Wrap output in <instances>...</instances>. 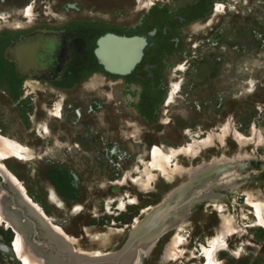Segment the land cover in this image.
Wrapping results in <instances>:
<instances>
[{
	"label": "rangeland",
	"instance_id": "obj_1",
	"mask_svg": "<svg viewBox=\"0 0 264 264\" xmlns=\"http://www.w3.org/2000/svg\"><path fill=\"white\" fill-rule=\"evenodd\" d=\"M0 16V133L29 148L24 160L0 159V190L33 224L32 239L57 251L17 204L15 179L81 250L118 257L136 249L135 264H206L197 244L223 232L215 264H264V227L250 226L247 202L264 196V0H0ZM57 30L74 55L50 47ZM107 34L137 40L132 65L111 72L99 61ZM58 54V73H38ZM172 82L180 90L166 103ZM209 133L215 142L203 145ZM189 143L165 172L150 167L156 147ZM120 197L137 203L121 212ZM224 217L232 226L223 231ZM15 240L0 221V264H23Z\"/></svg>",
	"mask_w": 264,
	"mask_h": 264
},
{
	"label": "bare ground",
	"instance_id": "obj_2",
	"mask_svg": "<svg viewBox=\"0 0 264 264\" xmlns=\"http://www.w3.org/2000/svg\"><path fill=\"white\" fill-rule=\"evenodd\" d=\"M147 1L152 2V0H139V3L144 4ZM221 7L222 5H217L215 10L219 11L221 10ZM27 14H31V5L27 6ZM126 60H128V58H126ZM176 68L178 70H183L184 66L182 64H179L176 66ZM179 90H180L179 83L172 82L166 103L171 102L175 94H177ZM54 110H55L54 112L55 116L60 118L62 116V106L60 102L55 103ZM227 131H229V128L228 126H225L223 133ZM234 133H236L237 135ZM234 133L233 134L234 136L236 135L237 140L239 142L242 141L243 135L237 133L236 131ZM214 142H215L214 135L211 133H209L206 141H202L203 145L211 144ZM192 146H193L192 143H189L187 146H182L178 149H171V151L168 153H164L161 147L158 146L153 150V154L156 158V161L151 162L150 167L152 169H158L161 170L162 172H165L167 168V164L171 161V159H173L172 157L178 155L181 152H190L189 148H191ZM0 148L2 150L0 151V159H8L10 157H16L18 159L24 160L27 158L29 151V148L27 146H24L21 143L17 142L16 140H13L5 135H2L1 133H0ZM0 167H3L2 163H0ZM153 176H154L153 172L150 171L148 173V179L152 178ZM8 179L10 178L8 177L7 180ZM10 189L15 193L17 204L22 205L25 208L27 215L30 216L32 219H34L37 228H39L38 231L39 236L44 238L48 243H50L53 247L57 249L56 251L48 247H44L45 245L44 242H38L32 239L31 234L32 231H34L33 224L30 223L28 220L23 219V217L20 216V212L18 211V209H14V208L12 209L10 207L12 205L11 203H9V199L5 196L6 193L3 190H0V221L5 222L15 231L16 233L15 251L19 260L23 264H105L104 262L107 260H110L112 262L111 264L136 263V262L134 263L137 254L136 249H132L130 253H128L127 255L125 254L126 256L124 255V253H122V255L117 257L116 252L114 251L90 253L75 247L73 244V239H71L70 236L67 235V233L62 229V227H60L59 225H55L51 222L50 217L45 213L43 208L38 203L34 202L27 195L25 187L21 184V182L18 179L12 180V182L10 183ZM249 195L247 196V202H249L253 207L252 213L256 218L255 220L252 221L250 226L264 227V196L263 197L254 196L253 198L255 199L252 200L250 199ZM50 198L53 199L54 198L53 195H50ZM127 202L131 204H136L137 198L129 197L126 200L125 198L120 197L117 203V209L123 212L128 206ZM106 206L108 208L110 207V201L107 202ZM80 209L81 207L79 205L75 206V210H77L78 212L80 211ZM165 213L166 212H163V214H160L159 216L154 218V220L155 221L158 220ZM171 218L172 219L170 222L172 223V220L175 219L176 216L171 215ZM222 220H223L221 223L223 227L222 230L223 231L229 230L232 226V222L230 221V218L224 217ZM147 224L148 221L145 222L144 225H142L141 229L143 230L147 229L148 228ZM145 225H147L146 228H144ZM163 225L164 227L168 226V224H162L160 225V227H158V229L152 230L148 238L140 240L139 243L140 249L146 246L148 247V244L152 242L156 238V236L162 232L160 229H162ZM159 230L160 232H158ZM138 235L136 233H132V237ZM223 237H224L223 232L217 233L216 235L209 236L204 241L205 243L206 242L209 243L210 244L209 246H206L207 244L202 242H199L197 244V250L199 252L198 256L204 258L206 264L217 263V259L213 252L214 251L213 249L215 247L214 244L216 245L218 241L220 240L222 241ZM181 239L182 238H180L179 236H175L173 238L174 244H182L183 240L181 242ZM174 244L172 246H167V248L165 249V254L167 256L168 254L174 252ZM58 251L65 254L68 257V263L67 261H65L63 256L60 255V253H58Z\"/></svg>",
	"mask_w": 264,
	"mask_h": 264
},
{
	"label": "water",
	"instance_id": "obj_3",
	"mask_svg": "<svg viewBox=\"0 0 264 264\" xmlns=\"http://www.w3.org/2000/svg\"><path fill=\"white\" fill-rule=\"evenodd\" d=\"M113 38H116V39L120 40L121 42H119L118 44H115V42H113ZM104 39H112V44H109L111 46L108 50L110 51V59L113 62L114 69H115L114 71H116V72L121 71V70L129 67L130 65H132V63L136 60L137 50H138V42L135 38L118 37L116 35L107 34L99 40L100 47L102 46V44H104V47H106L108 45V43H107L108 40L106 43H104V41H103ZM114 50H115V53H114ZM117 53H119V54H117ZM118 58H119L120 64L116 61ZM126 58H128V60H126ZM112 62H111V64H112ZM117 63L119 64V66H116ZM132 242L133 241L130 240V242H128V245L134 246V244ZM124 245H127V244H124ZM124 245L122 247H125ZM124 249H127V246Z\"/></svg>",
	"mask_w": 264,
	"mask_h": 264
},
{
	"label": "crops",
	"instance_id": "obj_4",
	"mask_svg": "<svg viewBox=\"0 0 264 264\" xmlns=\"http://www.w3.org/2000/svg\"><path fill=\"white\" fill-rule=\"evenodd\" d=\"M112 35H114V34H112ZM105 36V35H104ZM104 36H101L99 39H98V47H97V49H96V51H95V53H96V56H97V58L99 59V61L107 68V70H109V71H111V72H115L114 70V65H113V62L111 61V59H110V51L108 50L109 48H110V46L111 45H109V44H112V39H104L103 41H104V43H106L107 42V40H108V45L106 46V47H104V44H102V46L100 47V42H99V40L102 38V37H104ZM117 36V35H116ZM118 37H120V36H118ZM54 38H55V40H54ZM46 40V36H43L42 37V40ZM50 39H51V43L49 44L50 45V47H52L53 46V44L55 43V44H58V43H60V47L62 46V48H66L67 50H68V52H70L71 51V53L73 52V55H74V53H75V50H74V47H71V46H69V44H68V42H70L71 41V39L68 37V35L67 34H62L61 33V31H59V30H57V31H55L54 32V34H50ZM117 41H119L118 39H116V38H114L113 39V42H115V44L116 43H118ZM40 42V44H39V46H43L45 43H43V42H41V40L39 41ZM48 45V44H47ZM71 47V48H70ZM100 48V49H99ZM114 48V47H113ZM114 53H115V50H114ZM40 54H42L43 55V52H40L39 53V55ZM118 54V53H117ZM41 55V56H42ZM120 56V55H119ZM57 57H59V54L57 55ZM75 59H76V61H83L84 60V56L82 55V54H80V53H78V54H76V56H75ZM112 62V64H111V62ZM118 63H119V58L116 60ZM117 63V65L116 66H119V64ZM59 72V71H58Z\"/></svg>",
	"mask_w": 264,
	"mask_h": 264
},
{
	"label": "flooded vegetation",
	"instance_id": "obj_5",
	"mask_svg": "<svg viewBox=\"0 0 264 264\" xmlns=\"http://www.w3.org/2000/svg\"><path fill=\"white\" fill-rule=\"evenodd\" d=\"M46 54V53H45ZM40 60H41V57H43L44 55L40 56ZM40 70L37 69L38 73H42V72H45V73H58L59 71V57L55 56L54 58V62H51V61H46L44 60V66L43 67H40ZM191 200L190 199H186L184 200L182 203L181 206H185L186 204H188Z\"/></svg>",
	"mask_w": 264,
	"mask_h": 264
}]
</instances>
